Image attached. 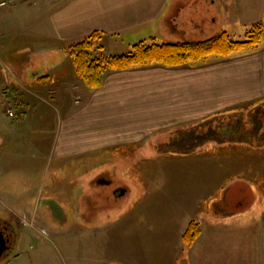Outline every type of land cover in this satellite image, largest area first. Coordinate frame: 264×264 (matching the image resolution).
Segmentation results:
<instances>
[{
    "label": "crops",
    "instance_id": "0c3cea01",
    "mask_svg": "<svg viewBox=\"0 0 264 264\" xmlns=\"http://www.w3.org/2000/svg\"><path fill=\"white\" fill-rule=\"evenodd\" d=\"M42 4L44 8L39 10L44 15L40 17L46 24L36 22L42 34L38 33L34 42L55 49H67L94 31L103 34L107 50L121 45L131 48L151 39L158 43L197 41L199 35L201 40L220 32L232 37L234 33L244 35L255 24L262 26V41L253 50L185 67L153 65L108 71L97 89L75 81L69 56L62 67L38 84L24 85L18 78L5 76L0 62V141L5 146L18 138L22 155H27L28 146L35 152L55 155L54 169L71 177L57 178L54 187L63 184L60 198L74 204L75 174H89L92 167L91 160L75 165L72 158L99 160L107 152L129 150L152 133L177 130L179 147L193 148V153L184 156L195 152L205 159L189 167L176 165L173 173L190 172L189 181H177V176L166 184L168 188L163 186L156 196L131 208L130 222L146 218L148 258L155 260L153 252L159 242L166 252L164 264H264V122L253 124L254 128L253 121L244 123L241 145L199 148L202 141H196L200 129L222 126L218 121L227 125L228 115L245 116L264 108V0H45ZM3 46L0 37V55ZM4 107L14 110L16 124L4 120ZM27 120L33 127L23 126ZM219 128L212 129L219 132ZM231 128L227 125L229 132H233ZM4 148L0 157L9 152ZM21 161L17 159L18 164ZM145 169L151 174L161 168ZM151 182L160 189L158 181ZM148 183L141 182L146 190ZM99 184L111 182L105 177ZM224 188L230 191L222 197ZM238 190L245 205L242 212L226 211L230 196L241 206ZM5 196L13 205L20 204L8 189ZM11 214L8 227L14 223L23 232V219ZM125 216L120 215L119 220ZM190 222L200 227V234L186 246L182 234ZM98 230L84 227L81 234L93 237L91 233ZM54 235L63 237L66 232L59 229ZM93 246L101 250L105 243L96 240ZM55 247L57 255L58 244ZM14 254L4 264H58L48 255L30 262L23 251Z\"/></svg>",
    "mask_w": 264,
    "mask_h": 264
},
{
    "label": "rangeland",
    "instance_id": "374dc122",
    "mask_svg": "<svg viewBox=\"0 0 264 264\" xmlns=\"http://www.w3.org/2000/svg\"><path fill=\"white\" fill-rule=\"evenodd\" d=\"M40 2L45 4V0H15L2 9L1 13L4 15L0 16V37L4 42V51L0 55L2 56L0 58L1 69L5 76L18 78L24 85L38 84L44 81L45 77L49 78L53 70L55 72L63 66L68 56L66 49H55L34 42L38 33L42 34L41 27L37 29L36 22L43 21L44 25L46 24L45 19L41 20L42 17H40L44 15L43 11L39 10L44 8ZM197 37L196 40H200L201 36ZM232 38L242 41L244 35L234 33ZM129 50L130 48H125V45L117 49L106 50L105 48L103 53L93 49L91 57L95 58L102 54L122 55ZM71 65L73 67V64ZM75 81L81 80L75 75ZM16 119V117H7L4 120L16 124ZM244 119L245 116L238 117L239 121L235 123L236 128L244 127L246 122ZM28 121L23 126L33 127ZM220 123L223 127L226 124L222 121ZM212 128L217 127L200 129L199 133H201L196 137V141H202L197 144L199 148L242 144L243 140H238V138H243L241 133L240 135L237 132H229L224 128L221 130V127L218 132ZM35 131L38 132L36 128ZM176 131L152 133L129 150L119 149L113 153L107 152L99 160L98 158L95 160L94 158L93 160L72 158L71 163L75 165H79L84 159L86 162L91 160L89 164L92 167L89 174H75L78 185L73 190L74 204L71 203V199L60 198L63 194L61 188L63 184L54 187L53 182L58 183L57 178L71 177V174L67 172L54 169L53 164L56 163L55 158H57L55 155L48 156L39 151L35 152L31 146H28V149L25 148L28 150L27 155H22L19 152L22 144L18 138L13 139L14 144L10 140L11 144L6 142L5 146L1 145L0 141V149L7 147L4 149L9 151H4L6 154L0 157V224L9 228L12 236L9 249L0 257V264L13 258L14 253H19V251H23L30 262L33 258L38 259L39 256L48 255L53 262L58 264L75 262L79 264H164L166 252H163V245L159 242L156 244V251L153 252L155 260L152 261L150 254L148 258L146 218L140 217L138 221L135 219L130 222L132 219L130 215L133 214L131 208H134L137 202L141 203L144 198L156 196L173 178L178 176L180 179H176L177 181H189L190 172L173 173L177 169L176 165H188L189 167L205 159L197 156L195 152L193 156L185 157V154L193 153V148L184 150L179 147V132ZM108 154L111 156H106ZM17 159H22V161L18 164ZM150 166L161 169L157 171L158 173L148 174L145 168ZM148 175L151 179H148ZM87 177L90 178L89 182H87ZM105 177L111 182L110 185L99 184V180ZM153 179L158 181L157 185L160 189L151 182ZM144 181L149 182L147 190L142 187L141 182ZM59 182L66 184L67 180H59ZM119 188L125 192L115 197L114 192ZM6 189L20 204L15 205L14 203L13 205L8 200L5 196ZM227 191L230 190L228 188L222 190V197L226 196ZM237 197L242 203L241 206L237 205L236 199L230 196L226 211L242 212L245 205H243L240 190H238ZM141 207L145 208L142 204ZM10 212L23 219L22 222L25 223L23 232L21 227L14 223L15 226L8 227L7 223L13 217ZM124 214H126L124 219L119 220L120 215ZM30 223L31 226L28 227ZM131 225L134 226V230ZM84 227L100 230L96 234L91 233L94 238L90 235L85 237L81 234ZM59 229L65 231L66 235L56 237L54 231ZM21 235H23L22 239H20ZM96 240L104 241L105 247L100 250L93 246ZM57 244L59 252L56 255L55 245ZM83 245L86 247H82ZM70 259L75 262H71Z\"/></svg>",
    "mask_w": 264,
    "mask_h": 264
},
{
    "label": "trees",
    "instance_id": "16d2710c",
    "mask_svg": "<svg viewBox=\"0 0 264 264\" xmlns=\"http://www.w3.org/2000/svg\"><path fill=\"white\" fill-rule=\"evenodd\" d=\"M262 37V26L255 24L245 31L242 41L234 40L226 32H220L203 40L176 43H158L151 39L148 42L140 41L132 45L130 50L122 55L102 54L92 58L93 49L100 50L101 53L105 50V46L101 44L103 43V34L94 31L69 45L66 50L72 61L75 75L87 88L97 89L102 85L108 71H124L153 65L174 68L205 63L211 58L223 59L236 52L253 50L261 43ZM260 114L264 115V108L248 112L247 115L245 114L246 122L253 121L252 128H254L253 124L258 126L260 121L264 122V118L260 117ZM243 116V113H238L226 117L230 119L227 125L232 127L231 131L237 132V134L241 133L242 136V126L236 128L235 123L239 121L238 117ZM227 125L224 126V129H227ZM219 127L223 129V126L218 125L217 128ZM238 140L242 141L243 138H238ZM256 141L258 142V140ZM199 234L200 227L196 223L190 222L182 234V241L186 246H190Z\"/></svg>",
    "mask_w": 264,
    "mask_h": 264
},
{
    "label": "water",
    "instance_id": "95a60500",
    "mask_svg": "<svg viewBox=\"0 0 264 264\" xmlns=\"http://www.w3.org/2000/svg\"><path fill=\"white\" fill-rule=\"evenodd\" d=\"M124 194L123 189H117L114 195L120 196ZM12 241V236L7 227L0 224V257L4 254L6 250L9 249L10 243Z\"/></svg>",
    "mask_w": 264,
    "mask_h": 264
},
{
    "label": "built area",
    "instance_id": "2783aa9c",
    "mask_svg": "<svg viewBox=\"0 0 264 264\" xmlns=\"http://www.w3.org/2000/svg\"><path fill=\"white\" fill-rule=\"evenodd\" d=\"M13 0H0V7L5 6L7 3L11 2ZM5 113L8 117H13L14 116V111L11 108H7L5 110Z\"/></svg>",
    "mask_w": 264,
    "mask_h": 264
},
{
    "label": "flooded vegetation",
    "instance_id": "af4514ba",
    "mask_svg": "<svg viewBox=\"0 0 264 264\" xmlns=\"http://www.w3.org/2000/svg\"><path fill=\"white\" fill-rule=\"evenodd\" d=\"M109 183V182H108ZM120 189V188H119Z\"/></svg>",
    "mask_w": 264,
    "mask_h": 264
},
{
    "label": "bare ground",
    "instance_id": "6f19581e",
    "mask_svg": "<svg viewBox=\"0 0 264 264\" xmlns=\"http://www.w3.org/2000/svg\"><path fill=\"white\" fill-rule=\"evenodd\" d=\"M34 221V220H33Z\"/></svg>",
    "mask_w": 264,
    "mask_h": 264
}]
</instances>
